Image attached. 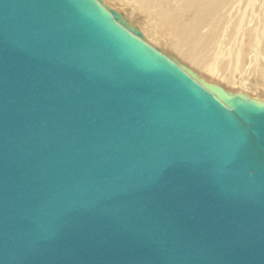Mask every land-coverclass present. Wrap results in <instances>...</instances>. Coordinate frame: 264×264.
I'll use <instances>...</instances> for the list:
<instances>
[{
  "label": "water",
  "instance_id": "95a60500",
  "mask_svg": "<svg viewBox=\"0 0 264 264\" xmlns=\"http://www.w3.org/2000/svg\"><path fill=\"white\" fill-rule=\"evenodd\" d=\"M0 264H264V101L101 0H0Z\"/></svg>",
  "mask_w": 264,
  "mask_h": 264
},
{
  "label": "bare ground",
  "instance_id": "6f19581e",
  "mask_svg": "<svg viewBox=\"0 0 264 264\" xmlns=\"http://www.w3.org/2000/svg\"><path fill=\"white\" fill-rule=\"evenodd\" d=\"M101 1L199 83L264 101V0Z\"/></svg>",
  "mask_w": 264,
  "mask_h": 264
},
{
  "label": "rangeland",
  "instance_id": "374dc122",
  "mask_svg": "<svg viewBox=\"0 0 264 264\" xmlns=\"http://www.w3.org/2000/svg\"><path fill=\"white\" fill-rule=\"evenodd\" d=\"M108 2H110L111 3V5H113L114 7H119V9H121V8H123V9H129L126 5H121V0H120V2H119V0H107ZM143 23V22H142ZM242 89H245V87H241ZM259 95H258V94ZM255 94H257L256 96L257 97H260V98H262V96L264 95L263 93H260V91L258 92V91H256L255 92Z\"/></svg>",
  "mask_w": 264,
  "mask_h": 264
}]
</instances>
